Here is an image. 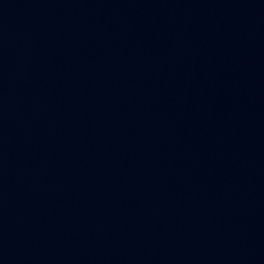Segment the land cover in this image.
I'll list each match as a JSON object with an SVG mask.
<instances>
[{"label": "water", "instance_id": "water-1", "mask_svg": "<svg viewBox=\"0 0 264 264\" xmlns=\"http://www.w3.org/2000/svg\"><path fill=\"white\" fill-rule=\"evenodd\" d=\"M0 264H264V0H0Z\"/></svg>", "mask_w": 264, "mask_h": 264}]
</instances>
